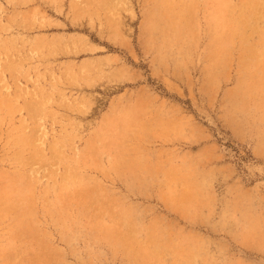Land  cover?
<instances>
[{
    "label": "rangeland",
    "instance_id": "obj_1",
    "mask_svg": "<svg viewBox=\"0 0 264 264\" xmlns=\"http://www.w3.org/2000/svg\"><path fill=\"white\" fill-rule=\"evenodd\" d=\"M140 263L264 264V0H0V264Z\"/></svg>",
    "mask_w": 264,
    "mask_h": 264
},
{
    "label": "bare ground",
    "instance_id": "obj_2",
    "mask_svg": "<svg viewBox=\"0 0 264 264\" xmlns=\"http://www.w3.org/2000/svg\"><path fill=\"white\" fill-rule=\"evenodd\" d=\"M145 247H146V246H145ZM146 248H147V247H146ZM148 252H149V251H148ZM138 253H139V252H138ZM137 257H138V256H137ZM146 257H147V256H146ZM141 258H142V257H141ZM148 258H149V257H148ZM152 258H153V257H152ZM152 258H151V259H152ZM138 260H139V259H138ZM141 262H142V261H141ZM140 264H141V263H140Z\"/></svg>",
    "mask_w": 264,
    "mask_h": 264
}]
</instances>
